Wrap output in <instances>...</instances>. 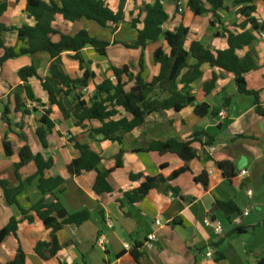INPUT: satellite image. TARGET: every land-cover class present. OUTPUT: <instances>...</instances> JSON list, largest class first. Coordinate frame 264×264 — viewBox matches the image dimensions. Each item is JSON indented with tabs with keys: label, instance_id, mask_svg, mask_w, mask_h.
I'll return each instance as SVG.
<instances>
[{
	"label": "crops",
	"instance_id": "1",
	"mask_svg": "<svg viewBox=\"0 0 264 264\" xmlns=\"http://www.w3.org/2000/svg\"><path fill=\"white\" fill-rule=\"evenodd\" d=\"M107 1L109 7L117 12L120 0ZM181 1L183 10L179 12L177 0H163L168 13L164 28L173 30L179 25L187 27L190 32L185 41L186 48L197 40L212 50H223L228 47L224 28L242 31L239 25L246 17L239 14L240 6H234L232 0H225V8L217 10L220 20L214 18V26L210 25L212 13L197 16L188 8L186 0ZM252 1L256 6L252 16L262 20L261 27L259 32H254L255 41L238 50L237 54L244 57L251 53L259 65L245 74V80L248 89L258 92L260 105L264 107V0ZM153 2L126 0L125 21L114 30L103 28L91 20L70 22L57 16L53 27L58 31L73 35L86 30L91 36L109 42L106 56L99 55L93 47L83 48V58L90 61L88 69L96 75L85 91L81 90L83 94L85 92L91 97L97 83L114 78L109 69L111 64L136 65L140 51L127 48L123 43L130 44L137 39L142 24L134 27L133 19H141V9ZM34 24V18L26 12V0H7V9L0 16V39L6 46L18 51L19 47L26 46L25 42L18 39L17 31L6 29ZM1 26L5 29L1 30ZM250 28L251 24L248 23L246 29ZM53 39L58 40V36ZM159 46L169 50L163 39L149 43L145 49L146 69L143 76L147 81L160 71L159 64L153 58ZM72 54L67 51L62 53L64 69L71 77H80L83 71ZM3 55L4 49L0 48V58ZM50 62L48 53L38 52L17 56L0 66V180L8 181L11 187L20 184L15 168L20 157L17 153L6 155L2 143L6 134L15 150L27 144L34 155L40 153L45 159H53L54 167L46 171V175H60L65 179L63 191L58 194L60 201L71 213L88 210L91 219L79 226L70 224L59 230L57 239L67 245L54 257L42 261L35 253V246L39 241H49L51 230L31 211L32 205L41 197L36 182L26 185L23 192L18 194L17 204L6 201L0 185V230L12 218L20 221L17 234L7 236L0 244V264L13 260L18 248L24 250L26 264H137L131 249L135 245H144L150 233L156 234V245L151 249H142L140 264H264V116L257 113L253 96L238 91L233 73L203 64L201 78L192 84L197 103H208L217 113L215 116H198L193 105L180 111L168 109L154 112L147 116L141 126L126 133L122 143H118L104 140L101 136L92 138L88 128L66 120L56 105H49L48 94L36 77L29 78L26 84L44 106L28 99L19 70L33 65L43 78L48 74ZM133 70L136 71V67ZM214 76L215 83L212 84ZM16 94L31 113L24 115L15 110ZM85 95V99L90 98ZM48 107L52 111L50 119L54 127L47 135L48 147L44 148L36 130L41 126L44 109ZM5 111L10 122L3 115ZM94 125L98 124L95 122ZM199 132L214 137L215 143L204 149L202 142H193L198 157L190 162L189 171L150 190L141 201L129 204L125 193L141 182L131 180L130 173L166 175L183 166V161L176 154L161 155L143 149L153 141L171 138L187 140ZM74 141L88 144L100 154L101 169L113 168L117 154L121 149L124 151L122 166L114 168L109 176L111 192L100 195L94 191L95 170L84 171L77 176L69 175L67 165L79 156ZM220 161L232 162L236 175L231 179L225 178L217 164ZM161 165H165V168L161 169ZM36 171L35 162L30 161L18 169V174L21 180H25ZM202 172L208 176L207 189L195 181V177ZM169 185L179 189L178 195L169 190ZM46 198L53 200L49 194ZM216 200L233 202L242 214L241 223L234 224L232 219L235 215L230 216L222 210L211 212ZM21 209L34 215L32 222L23 217ZM245 211H248L246 215L243 214ZM157 218L161 220L160 226L155 223ZM217 223L224 230L221 236L215 231ZM237 228H240V232L235 231ZM100 236L105 239L103 245L97 242ZM209 249L214 252L212 259L206 256ZM219 255L221 258L217 259Z\"/></svg>",
	"mask_w": 264,
	"mask_h": 264
},
{
	"label": "trees",
	"instance_id": "2",
	"mask_svg": "<svg viewBox=\"0 0 264 264\" xmlns=\"http://www.w3.org/2000/svg\"><path fill=\"white\" fill-rule=\"evenodd\" d=\"M18 1V0H15ZM137 1V0H134ZM188 8L197 16L212 13L210 25L214 26L215 19L220 20L217 15L218 9H223L225 0H186ZM126 0H120L117 12H114L107 0H26V12L34 18L33 26L23 25L19 28L10 27L6 30L17 31L18 39L24 41L26 46L19 47L15 51L14 47H9L0 39V48L4 49V55L0 58V66L9 59L24 54H35L46 52L50 55L51 62L48 67V74L40 77L33 65L22 67L19 70V77L24 82L22 87L27 92V97L31 101L38 102L26 84L31 77L41 80L43 89L48 94L49 105H56L63 117L70 119L76 126L88 128L92 138L101 136L104 140L122 143L124 135L135 128L141 126L147 116L154 112H163L173 109L180 111L186 106L193 105L194 112L198 116L213 115L217 113L206 102L197 103L196 96L192 92V84L201 78L203 64L211 67H218L235 76L238 91L245 95H251L255 99L256 111L264 116V107L260 105L258 92L247 88L245 74L258 68V64L251 53L240 57L237 51L252 44L255 33L259 32L261 23L252 14L256 11V6L252 0H232L234 6H240L238 12L246 17V20L239 25L241 32L231 31L224 28L228 47L223 50H212L201 41H193L189 48L185 47L186 38L190 32L187 27L179 25L173 30L164 28L168 20V13L165 10L163 0H154L151 4H146L139 14L141 19H133L132 25L142 24L138 29L137 39L133 43H123L127 48L138 49L140 51L136 65H113L109 69L114 78H106L95 85L93 95L89 99L84 98L81 91L86 88L95 78V73L88 69L90 61H86L82 56L83 48L90 46L101 56L107 55L109 42L91 36L88 31L80 30L76 34H66L53 27V22L57 16L63 19L76 22L82 19L91 20L103 28L115 29V27L125 21ZM7 9V0H0V16ZM251 24L250 29H246L247 24ZM5 27L1 26V30ZM218 34V33H217ZM58 36V40L53 37ZM164 40V46H159L153 53V58L160 66L159 73L150 81L145 80L143 74L146 69L145 49L149 43ZM72 52V58L79 62L83 71L80 77H71L64 69L61 55L63 52ZM134 71L133 69H135ZM215 83V76L211 80ZM16 111H21L24 115L31 113L22 103L16 94ZM51 110L48 107L40 118L41 126L36 130L37 138L44 148L48 147L47 135L52 131L54 122L50 119ZM7 118V112L3 114ZM98 125L95 126L94 123ZM23 140L25 138L20 136ZM205 138V142L202 140ZM203 143L204 149H208L215 143L214 137L204 132L194 133L187 140L171 138L168 140L153 141L143 151L157 152L161 155L176 154L183 161V166L172 172L162 175L152 176L146 172L129 174L133 181L141 182L131 191L125 193V198L129 204H135L145 198L149 191L159 187L162 183L171 182L179 175L189 171L190 162L197 158V151L193 148L194 141ZM3 148L6 155L17 153L20 157L15 164L16 176L20 180L17 187H11L9 182L1 179L0 185L3 188L5 199L9 204H17V196L25 189V186L36 182L37 189L41 197L32 205L31 211L35 213L43 225L51 230L49 241H39L35 246V253L40 260L46 261L54 257L57 252L65 247L67 243H60L56 233L64 226L74 224L79 226L91 219V213L84 209L76 212H69L60 201L58 194L63 191L65 179L60 176L46 175L54 167L53 159H45L38 153L34 155L27 144L15 150L5 134L2 138ZM74 147L79 151V156L67 165V171L71 176L80 175L84 171L95 170L97 177L93 186L97 194L112 191L109 176L114 168L122 166L121 149L116 156V164L110 169H101V156L92 150L88 144L78 141L73 142ZM30 161H34L37 171L34 175L25 180H21L18 169ZM223 176L231 179L236 175L235 166L230 161H220L217 163ZM161 169L165 165L160 166ZM195 181L200 183L205 189L208 188V176L202 172L195 177ZM174 194L178 195L179 189L168 186ZM49 194L53 200H48ZM222 210L228 215L240 214L239 209L233 202L215 201L211 212ZM23 217L32 222L34 215L29 211L21 209ZM19 220L12 218L7 226L0 230V244L9 235H16ZM240 232V228L235 230ZM143 245H135L131 249V254L137 264L143 256ZM221 258V255L217 257ZM7 264H26V255L22 248L18 251L13 260Z\"/></svg>",
	"mask_w": 264,
	"mask_h": 264
},
{
	"label": "built area",
	"instance_id": "3",
	"mask_svg": "<svg viewBox=\"0 0 264 264\" xmlns=\"http://www.w3.org/2000/svg\"><path fill=\"white\" fill-rule=\"evenodd\" d=\"M177 8H178V11L181 12L183 10V2L181 0H177ZM258 22L261 23L262 20L261 19H258ZM85 89V88H84ZM83 89V90H84ZM85 91V90H84ZM84 95H85V92H84ZM86 98H89L90 97V94H87L85 95ZM243 173H245V171H243ZM248 211H245L243 214H247ZM242 214H238V215H235L234 218L232 219V222L236 225L240 224L241 223V220H242V217H241ZM155 223L156 225L160 226L161 225V220L159 218H157L155 220ZM215 231L216 233L221 236L224 232L223 230V227L220 223H217L216 224V227H215ZM156 241H157V236L155 233H150L148 236H147V239L146 241L144 242V245H143V248L144 249H151L153 247H155L156 245ZM97 242L100 244V245H103L105 243V239L103 236H100L97 238ZM128 247V246H127ZM206 256L210 259L213 258L214 256V252L212 249H209L206 253Z\"/></svg>",
	"mask_w": 264,
	"mask_h": 264
},
{
	"label": "rangeland",
	"instance_id": "4",
	"mask_svg": "<svg viewBox=\"0 0 264 264\" xmlns=\"http://www.w3.org/2000/svg\"><path fill=\"white\" fill-rule=\"evenodd\" d=\"M103 29V28H102ZM111 55V54H110Z\"/></svg>",
	"mask_w": 264,
	"mask_h": 264
}]
</instances>
